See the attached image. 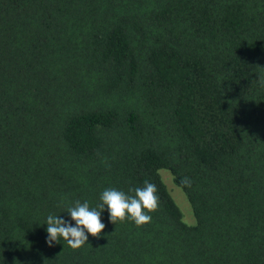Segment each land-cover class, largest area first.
I'll return each mask as SVG.
<instances>
[{
	"label": "trees",
	"instance_id": "obj_1",
	"mask_svg": "<svg viewBox=\"0 0 264 264\" xmlns=\"http://www.w3.org/2000/svg\"><path fill=\"white\" fill-rule=\"evenodd\" d=\"M260 77L264 0H0V264H264ZM145 180L150 223L46 243Z\"/></svg>",
	"mask_w": 264,
	"mask_h": 264
},
{
	"label": "clouds",
	"instance_id": "obj_2",
	"mask_svg": "<svg viewBox=\"0 0 264 264\" xmlns=\"http://www.w3.org/2000/svg\"><path fill=\"white\" fill-rule=\"evenodd\" d=\"M259 83L264 87V77L259 78ZM180 183L185 187H191L192 181L189 177H183ZM129 192L132 194H126L116 188H106L101 192L100 202L95 207H90L87 201L81 203L80 200H76L66 210L70 220L49 214L46 218V243L52 247L54 243H60L63 239L70 248L77 250L87 243L89 234L99 238L106 227L101 220V213L105 208L112 224L130 221L139 228L150 223L152 219L150 213L159 207L157 186L145 180L142 187L130 188Z\"/></svg>",
	"mask_w": 264,
	"mask_h": 264
},
{
	"label": "rangeland",
	"instance_id": "obj_3",
	"mask_svg": "<svg viewBox=\"0 0 264 264\" xmlns=\"http://www.w3.org/2000/svg\"><path fill=\"white\" fill-rule=\"evenodd\" d=\"M163 171H164L163 172L164 179H165L169 189L171 190L175 200L177 201V203L179 204V206L181 207V209L184 213V220L189 224L193 223L195 220V217L193 215L191 205L188 202V200L186 199L185 194L174 183L171 174L169 172H167L166 170H163Z\"/></svg>",
	"mask_w": 264,
	"mask_h": 264
}]
</instances>
